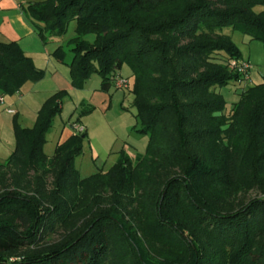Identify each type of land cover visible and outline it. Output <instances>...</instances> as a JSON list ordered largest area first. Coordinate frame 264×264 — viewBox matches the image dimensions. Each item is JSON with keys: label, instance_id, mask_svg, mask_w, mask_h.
<instances>
[{"label": "trees", "instance_id": "16d2710c", "mask_svg": "<svg viewBox=\"0 0 264 264\" xmlns=\"http://www.w3.org/2000/svg\"><path fill=\"white\" fill-rule=\"evenodd\" d=\"M258 6L264 0L31 4L27 12L51 36L76 22L74 89L98 74L108 93L130 68L124 89L149 147L136 162L120 153L109 171L83 179L74 163L87 130L53 157L44 153L65 93L44 103L33 128L15 121V150L0 165V264H264V197L241 196H264V83L228 114L217 91L246 82L231 66L244 60L226 29L264 47ZM90 34L94 44L84 39ZM53 55L65 63L62 47ZM43 76L18 43L0 42V98ZM51 235L58 240L48 242Z\"/></svg>", "mask_w": 264, "mask_h": 264}, {"label": "rangeland", "instance_id": "374dc122", "mask_svg": "<svg viewBox=\"0 0 264 264\" xmlns=\"http://www.w3.org/2000/svg\"><path fill=\"white\" fill-rule=\"evenodd\" d=\"M10 1L0 0V9L8 10L0 14V42L18 43L44 76L36 84H26L18 94L5 97V105H0V165L6 164L15 150V121L23 128H33L44 103L58 92L65 95L61 114L55 118L47 133L44 153L48 157L55 155L60 142L76 133L74 125L85 127L88 133L83 143V153L74 163L83 179L98 172L109 171L118 162L120 153L135 162L138 157L145 156L149 137L140 133L142 126L136 118L135 97L129 90L117 89L113 85L108 93L102 92V80L98 74H94L83 89L73 88L69 64L73 59L71 43L76 37V22H71L61 37L51 36L46 31L45 24L36 21L27 12L31 4L47 0ZM254 11L256 14L264 13V7L258 6ZM40 29H44L47 43L42 40ZM225 33H230L242 60L249 61L252 65L250 81L239 85L232 82L228 86L217 88L226 101L228 114L238 103L240 94L251 86L264 83V47L261 42L251 41L248 35L239 31L226 29ZM84 39L94 44L96 36L90 34ZM59 47L66 52L65 63L58 62L53 55ZM119 74L133 83L128 66ZM9 109L14 110L17 115L9 114ZM241 196L245 202L264 197L259 191ZM58 238L57 235H51L48 242H55ZM117 252H120L119 249Z\"/></svg>", "mask_w": 264, "mask_h": 264}, {"label": "built area", "instance_id": "2783aa9c", "mask_svg": "<svg viewBox=\"0 0 264 264\" xmlns=\"http://www.w3.org/2000/svg\"><path fill=\"white\" fill-rule=\"evenodd\" d=\"M231 66L236 69L239 73H241L245 79V81H250V73L252 71V65L246 61H232ZM116 87L118 89H124L128 87V82L124 79H118L116 82ZM0 104L5 105V98H0ZM8 113L11 115H15L16 112L14 110L9 109ZM77 134H83L86 132V128L79 125L73 126Z\"/></svg>", "mask_w": 264, "mask_h": 264}, {"label": "crops", "instance_id": "0c3cea01", "mask_svg": "<svg viewBox=\"0 0 264 264\" xmlns=\"http://www.w3.org/2000/svg\"><path fill=\"white\" fill-rule=\"evenodd\" d=\"M10 1V0H9ZM11 2V1H10ZM13 3H14V1H13ZM8 5H9V2H8ZM15 8V7H14ZM5 11H8V10H5V9H0V14L1 13H4ZM12 110V109H11ZM74 135V133L73 134H71V135H69L68 137H67V139H69L71 136H73ZM67 139H65L64 141H66ZM63 141V142H64ZM63 142H60L59 144H61V143H63Z\"/></svg>", "mask_w": 264, "mask_h": 264}]
</instances>
